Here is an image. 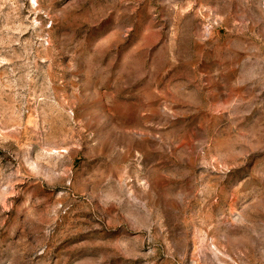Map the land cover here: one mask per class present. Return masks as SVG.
<instances>
[{
    "label": "rangeland",
    "instance_id": "rangeland-1",
    "mask_svg": "<svg viewBox=\"0 0 264 264\" xmlns=\"http://www.w3.org/2000/svg\"><path fill=\"white\" fill-rule=\"evenodd\" d=\"M0 264H264V0H0Z\"/></svg>",
    "mask_w": 264,
    "mask_h": 264
}]
</instances>
